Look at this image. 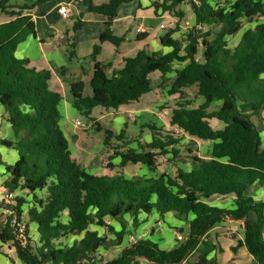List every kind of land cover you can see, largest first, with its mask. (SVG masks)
I'll return each instance as SVG.
<instances>
[{
    "label": "trees",
    "instance_id": "1",
    "mask_svg": "<svg viewBox=\"0 0 264 264\" xmlns=\"http://www.w3.org/2000/svg\"><path fill=\"white\" fill-rule=\"evenodd\" d=\"M50 1L0 0V19L7 18L0 23V104L3 118L14 133L13 140L0 139V145L15 149L19 155V161L6 168L9 178L3 188L6 193L22 190L32 194L23 240L16 238L12 221L16 217L20 221L23 207L29 203L18 196L13 205L0 202V210L11 213L0 221V242L13 244L20 264H218L217 256L224 250L209 233L230 217L244 222L243 243L233 248L235 254L244 247L253 258L251 264H264V202H256L247 194L249 187L264 182L260 137L264 131V0L152 2L155 16L179 20L175 30L160 37L161 45L171 51L149 53L142 48L124 60L120 71L109 75L111 65L96 61L101 51L97 45L92 54L93 96H84L83 83L71 85L73 108L92 122L96 108L118 110L139 102L152 91V75L160 74L159 87L169 85L167 94L173 99L170 126L212 145L208 160L189 149L192 157L183 162L188 168H178L177 164L182 163L178 160L182 140L156 122L144 123L136 138H129L124 130L118 135L105 132L104 146L111 161L120 159V170L128 165H143L155 172L160 157L177 161L173 176L164 172L155 178H128L122 173L92 175L73 157L60 125L62 94L49 86L51 72L31 68L27 59L16 56L19 45L30 36L36 37L35 10ZM134 1L108 0L91 6L92 12L107 17L101 42L119 46L124 41V37L113 34L111 27L119 8ZM183 5L190 6L196 24L174 38L187 16L181 9ZM242 30L239 43L231 47L229 39ZM146 37L142 34L138 39ZM175 64L179 67L175 68ZM189 89L196 90L194 97L189 95ZM199 98L203 102L196 105ZM95 126L96 131H102L99 124ZM144 129L151 135L150 143L141 141ZM114 139L118 144L112 143ZM108 165V169H115L112 162ZM42 191L45 197L36 195ZM227 197L235 199L234 209L207 203ZM64 213L69 219L66 224L61 220ZM154 214L160 218L174 214L187 222L181 232L183 240H176L175 248L163 250L152 240L140 239L129 241L112 260L99 256L101 248L107 250L125 243L131 232L127 230L126 217L133 228H138L143 223L141 215ZM108 220L118 222L121 230L117 231ZM30 223L38 225V242L30 238ZM93 226L106 232L93 231ZM69 236L83 237L71 247L56 244Z\"/></svg>",
    "mask_w": 264,
    "mask_h": 264
},
{
    "label": "crops",
    "instance_id": "2",
    "mask_svg": "<svg viewBox=\"0 0 264 264\" xmlns=\"http://www.w3.org/2000/svg\"><path fill=\"white\" fill-rule=\"evenodd\" d=\"M161 0H136L132 3L122 5L118 10V15L113 21L111 31L119 38L124 37V41L116 46L109 41L101 42L100 37L107 27V17L96 12L91 11V6H99L106 4L108 0H56L49 8L42 10L38 7L34 14L33 20L36 25V37L30 36L24 43L19 45L16 56L19 59H27L30 62V67L36 70L50 71L52 78L49 82L50 89L62 94L63 100L60 103L61 120L60 125L69 141L70 150L72 155L80 163V165L92 175H120L124 174L128 178L145 177L155 178L161 173H168L174 175L175 168L173 165L168 167L159 166L155 172L150 171L143 165H128L123 170H120V159L116 158L112 160V164L115 165V169H103L97 168V164L94 159L92 143L89 140V132H84L81 128L76 126V121L82 120V116L73 108L72 100H68L70 94L71 85L74 83H83L85 86L84 96H93V89L90 81L94 74L95 61L87 63V58L93 54L94 48L97 45L101 46L100 53L96 56V61L101 63L110 64L109 75H112L114 71H120L124 67V60L126 58L134 57L140 49L146 48L149 53L158 52L162 54L169 53L171 51L168 47H163L160 43V37L164 33L160 30V25L170 20L171 16H163L158 14L155 16L154 10L151 6L152 2H158ZM234 1V0H230ZM62 5H67L70 8L71 14L69 16H62L59 14L58 9ZM186 5L181 6V9L186 13ZM187 17V16H186ZM7 21V18H1V22ZM185 21L190 22L191 26H195L194 14L189 15L187 19L181 21V27ZM76 24L78 25V29ZM248 28V27H247ZM182 28L178 33L174 35V38H179L180 34H184ZM146 34V38L138 39L139 35ZM243 34V30L239 36L229 39V44L233 42L235 47ZM236 40V41H235ZM90 62V61H89ZM88 65V66H87ZM178 68L179 65L174 66ZM158 73L152 75V91L144 95L139 102L133 103L128 106H122L118 110H98L96 108L93 111L92 118L95 117V121L87 122L90 128L94 124H99L102 128V132L111 131L115 135L113 127L108 125H114L120 123L128 126L129 117L133 113L135 118L141 120L144 117H150L155 106H159L161 97L160 82L155 85L153 77ZM160 75V74H159ZM174 76V74H171ZM171 81L169 82V84ZM169 85L164 89L167 93ZM165 95V94H164ZM168 95V94H167ZM169 99H171L169 97ZM98 112L96 113V111ZM172 112V111H171ZM4 109L0 104V139L13 140L14 133L11 125L3 118ZM264 119V116L262 115ZM170 119V117H169ZM157 122V121H156ZM213 123V122H212ZM216 127H221V124L215 122ZM214 125V124H213ZM93 129V128H92ZM146 130V129H144ZM134 133V131L126 132V135ZM134 135V134H133ZM145 137V138H144ZM151 137V135H150ZM262 147L264 148V131L260 134ZM195 139V138H192ZM141 141L150 143L145 134L141 137ZM210 142V141H207ZM212 145V142H210ZM102 150L106 151L103 140ZM210 145V148H211ZM134 147V146H133ZM209 152V150L207 151ZM204 159H209L208 154ZM19 161V155L13 148H7L0 145V199L6 194L3 188V183L9 178L6 168L8 166L15 165ZM188 168V165H185ZM178 168H183L181 163L177 164ZM186 168V167H185ZM173 170V171H172ZM188 170V169H187ZM18 197H24L29 204L24 205V221L27 224V211L31 206L32 194H28L26 191L18 190L15 192ZM247 194L251 196L256 202H264V182L254 184L249 187ZM36 195L45 197V191L36 192ZM220 202H214L219 201ZM233 197L227 198H213L207 203L212 206H216L223 209H234ZM2 213H8L1 210ZM63 223L68 222V214L64 213L61 218ZM128 221V235L125 237V243L116 247L117 250H121L127 246L130 238H134L137 242L140 239L152 240L157 243L163 250H172L176 247L174 230L178 227L186 226L187 222L180 220L174 214H168L164 218H160L158 214L151 216L141 215L140 221L143 222L138 228L132 227V222L126 217ZM117 231L121 230V225L118 222H112ZM29 235L35 242L39 241V235L37 232L38 225L36 223H30ZM169 233H165L167 229ZM93 231H99L100 234L105 233L104 228H98L93 226ZM151 230V231H150ZM184 230V229H183ZM243 230L244 222L236 221L234 219H226L224 223L216 227L209 233V237L215 242L221 245L224 250L222 255L217 256L218 262L221 258L223 262L227 257H236L239 259L243 257L244 260H234V264H251L252 256L248 254L246 248L239 247L237 253L233 251V248L243 243ZM231 231L233 234H229ZM183 232L180 230V233ZM83 236H69L59 242H56L60 248L71 247L76 241L80 240ZM113 238V236H110ZM63 243V244H62ZM107 250L101 248L99 250V256L104 257L107 254ZM118 256V255H117ZM116 256V257H117ZM114 259V258H113ZM12 261L20 264L17 258L16 250L12 243L3 244L0 242V264H12ZM227 262H224V264ZM219 264V263H218Z\"/></svg>",
    "mask_w": 264,
    "mask_h": 264
},
{
    "label": "rangeland",
    "instance_id": "3",
    "mask_svg": "<svg viewBox=\"0 0 264 264\" xmlns=\"http://www.w3.org/2000/svg\"><path fill=\"white\" fill-rule=\"evenodd\" d=\"M219 1L221 3H224L225 0H219ZM54 2H56V0H51L50 2L41 5L40 8H42V10H45L46 8H49ZM186 10H187V12H186L187 17L189 15L193 14V11L191 10L190 6H188ZM187 17H186V19H187ZM247 27H249V25H247ZM164 33H162V34H164ZM181 36H182V34L179 35V37H181ZM230 46H233V42H231ZM87 60H88L87 63H91L92 60H93L92 59V55L89 56L87 58ZM159 76L160 75L158 73L157 75H155L153 77L155 85L160 82ZM169 78L172 79L173 76L169 75ZM160 90H161L160 91L161 92V97H160L161 99L159 101V104H161V105L155 106V109L152 110L154 113L153 114L151 113L150 117H144L141 120L138 117H137V119L135 117H132V118L129 117V119H127L128 120L127 121L128 122V126L120 124V123H116V124H114L112 126L111 125H108V126L109 127H113L114 131L116 133H120L122 130H124L127 133H129L130 131H132V132L134 131V133H133L134 135L132 133H130L128 135V137L129 138H136V137L140 136V131H141L140 128L142 127V125L144 123H153V122L157 121L156 123L163 130L170 131V133H172V132L176 133V130H174V128H171V126L169 124V120H170L169 117L171 116V109L173 107V105H172L173 102H171V100H173V99H169V96L167 95L166 91L163 88H161ZM188 92H189V95L191 97H194L196 90L195 89H189ZM68 100H72V96L71 95L68 97ZM202 102H203V99L199 98V99H197L196 105L197 104L199 105ZM98 110H102V108H98ZM98 110L96 111V113L98 112ZM160 115L164 116L163 119L160 118ZM262 115L264 116V113ZM81 118L84 121V123L88 122V120L86 118H84V117H81ZM254 120H256L257 123H260L259 117H255ZM88 124H86L87 128L82 129V130L84 132H89V134H90L89 140L92 143V147H93V150H94L93 151L94 159H95V162H96V164L98 166L97 168L101 167L103 169H108V166H109L108 164L111 162V160H110L111 154L109 153V150H106V151L102 150V147H103L102 144H103V140H104V132L96 131L95 129H96L97 126H95V124L93 126L94 130L92 128L88 127L89 126ZM213 124H214V126H216L215 122H213ZM147 130L148 129L144 130V134H145L146 138L150 140L151 139L150 133H148ZM176 137H178L180 140H182L181 149H180L182 154H181V157L178 160H181L179 162H182L181 165L183 164V167H186L185 164L183 163L185 161V158L189 159L190 157H192V155L190 153H188L189 149L192 150V152H193L192 154H197V155H199L201 157H206L207 154L209 155V153L207 151L210 149V145H211L210 142H203V141H199V140H196V139H192V137H190L188 135H185L184 133L178 134V132L176 133ZM112 143L114 145H116V144H118V141H116L114 139L112 141ZM132 146L136 147L135 144H133ZM105 149H107V148H105ZM171 159H172V157L169 159V161H167L168 160L167 157H160L159 160H158V165L159 166H163V167H168V166L174 165V163L175 164L177 163V161L172 162ZM214 202L217 203V202H220V200L219 201H214ZM8 215H9L8 213H2L1 210H0V221L1 222L5 221L6 218L8 217ZM184 227L186 228V226H183V228ZM178 229H182V227H178ZM169 232H170L169 229H167V231L165 233L167 234ZM176 232H177V229L174 230V234H173L174 237H175V233ZM175 242L177 243L176 239H175ZM107 251H108L107 254L104 255V257H102V259L105 260V261L112 260L113 258H115L120 253V249L117 250V248H109V249H107ZM231 257L232 258L227 257L224 262L231 263L234 260H237V261L238 260H240V261L244 260L243 257H240L239 259H236V257H233V254L231 255ZM219 260H220L218 262L219 264H224V262H223V260L221 258ZM144 264H146V263H144Z\"/></svg>",
    "mask_w": 264,
    "mask_h": 264
},
{
    "label": "built area",
    "instance_id": "4",
    "mask_svg": "<svg viewBox=\"0 0 264 264\" xmlns=\"http://www.w3.org/2000/svg\"><path fill=\"white\" fill-rule=\"evenodd\" d=\"M58 12H59L60 15H62L64 17L69 16L71 14L70 8L67 5H62L58 9ZM178 23H179L178 19H176L174 17H170V20L168 22L163 23V24L160 25V30H162L164 32L175 30L177 28V26H178ZM192 27L193 26H191L190 22H188V21H185L183 23L182 27L180 25V29L182 28L184 31H187V30L191 29ZM131 117H135L133 113L131 114ZM163 117H164L163 115H160L161 119H163ZM76 126L81 128V129L87 128L86 124H84L82 121H76ZM171 128H174V130H176V133L178 132V134L184 133L183 130H181L180 128H178L176 126L175 127L171 126ZM16 197H17V195L15 193H6L0 199V202H5L6 204L13 205V204H15ZM8 214H11V213L8 212ZM227 219H232V218L227 217ZM12 222H13V226L16 229V238L18 240H23L24 236H25V233H26V230H27V224L24 221V213H22L20 221H18V218L16 217V218H14V220ZM229 234L232 235L233 233L231 231H229ZM175 237H176V240H183V236H182V234L179 231H177L175 233ZM129 241L130 242H135L134 238H130ZM139 264H144V261H140Z\"/></svg>",
    "mask_w": 264,
    "mask_h": 264
},
{
    "label": "water",
    "instance_id": "5",
    "mask_svg": "<svg viewBox=\"0 0 264 264\" xmlns=\"http://www.w3.org/2000/svg\"><path fill=\"white\" fill-rule=\"evenodd\" d=\"M181 231H183V229H181Z\"/></svg>",
    "mask_w": 264,
    "mask_h": 264
}]
</instances>
